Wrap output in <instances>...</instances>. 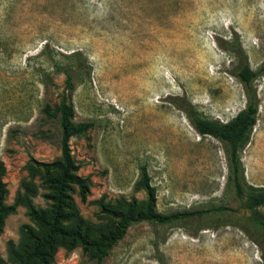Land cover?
<instances>
[{"label":"rangeland","instance_id":"374dc122","mask_svg":"<svg viewBox=\"0 0 264 264\" xmlns=\"http://www.w3.org/2000/svg\"><path fill=\"white\" fill-rule=\"evenodd\" d=\"M239 37L249 67L263 60L264 0H0V162L5 205H12L30 159L59 157L60 129L44 105L62 95L71 123H89L83 136L68 139L76 175L87 178L81 202L69 194L79 216L102 222L97 200L145 198L133 184L145 166L158 213L222 207L248 216V188H264V76L256 80L259 106L248 143L240 152L238 199L226 185L220 144L199 136L168 102L184 98L202 119L228 122L243 108L241 87L229 71L235 63L217 41ZM79 52L72 65L73 89L64 91L56 66ZM72 64V63H71ZM49 81L43 85L42 75ZM31 198L45 210L48 190L38 176ZM262 211V209H261ZM35 224L23 206L3 220L0 258L6 242L20 240L21 227ZM156 239L157 246L152 241ZM52 264H261L258 247L238 229L219 223L204 230L130 226L99 263L79 247H59Z\"/></svg>","mask_w":264,"mask_h":264},{"label":"trees","instance_id":"16d2710c","mask_svg":"<svg viewBox=\"0 0 264 264\" xmlns=\"http://www.w3.org/2000/svg\"><path fill=\"white\" fill-rule=\"evenodd\" d=\"M217 46L230 53L235 60L229 74L241 87L243 108L228 122L221 123L202 119L184 98L170 97L168 102L184 115L196 134L208 136L220 144L226 166V185L241 199L244 191L241 185L242 165L239 155L248 143L257 120L259 99L255 82L264 76V52L262 62L253 70L249 67L237 34L233 33L229 39L218 40ZM66 59L72 64L56 66V71L64 76V91L69 92L73 89L71 66L78 69L83 65L85 58L79 52H72ZM41 77V83L45 85L49 79L44 74ZM66 97L62 95L57 105L50 107L46 104L41 110L42 114L53 119L60 129L59 157L51 162H37L32 159L28 161V178L21 180V189L16 192L12 205L4 204V166L0 162V233L4 218L18 205L26 209L27 216L36 226L34 229L23 225L18 244L15 245L11 240L6 242V256L10 264H52L59 247L67 252L79 247L89 260L99 263L123 238L126 230L138 223H148L153 227L195 230L211 228L216 223L232 227L243 232L246 238L258 247L261 264H264V188L257 191L248 188V197L245 199V209L248 211L246 217L229 214L222 207L184 209L162 214L155 209V189L149 183L145 166L141 165L138 167V177L133 184V190L142 191L145 195L143 200L137 201L134 197L120 198L114 202L97 200L95 203L99 207L102 222L93 224L82 219L69 194L75 192L83 202L88 194L89 182L87 178L76 175L78 168L70 155L68 139L83 136L91 124L71 123L72 112L66 103ZM35 176L40 178L43 187L48 190L44 199L49 202V206L45 210L36 209L31 202L30 197L36 194L37 189L32 183ZM152 245L156 248V239L152 241ZM0 264H4L1 258Z\"/></svg>","mask_w":264,"mask_h":264}]
</instances>
